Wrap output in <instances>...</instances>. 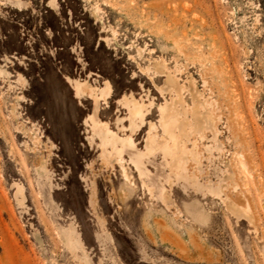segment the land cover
Masks as SVG:
<instances>
[{"label":"rangeland","instance_id":"obj_1","mask_svg":"<svg viewBox=\"0 0 264 264\" xmlns=\"http://www.w3.org/2000/svg\"><path fill=\"white\" fill-rule=\"evenodd\" d=\"M0 264H264V0H0Z\"/></svg>","mask_w":264,"mask_h":264},{"label":"bare ground","instance_id":"obj_2","mask_svg":"<svg viewBox=\"0 0 264 264\" xmlns=\"http://www.w3.org/2000/svg\"><path fill=\"white\" fill-rule=\"evenodd\" d=\"M161 64H163V62H161ZM160 64V62H158V64L156 63V64H154V65H156V67H157V70L159 71V70H162V65ZM167 81L169 82V84L171 85V86H173L174 87V85H175V83H174V81H173V79L170 77V75H167ZM165 81V80H164ZM176 82V81H175ZM104 85H106V89L108 90V89H111V86H110V84L108 83V82H105L104 83ZM80 86H81V83H76L75 84V86L73 87L74 88V90H75V94H76V96H82V94H81V88H80ZM191 86V85H190ZM177 87H178V85H177ZM180 87V86H179ZM189 87V86H188ZM107 93H109V95H110V93L111 92H109V90H108V92ZM108 95V94H107ZM108 95V96H109ZM101 96L100 95H98L97 94V99L98 98H100ZM123 101H124V105L127 107V110H128V117H129V120H130V125L131 126H133V127H131V128H134V118L137 116V114L139 113V112H141L140 111V106H142V105H140L138 102H137V100L136 99H134L133 97H125L124 99H123ZM143 107V106H142ZM166 108V106H163V107H161V110H162V112H163V122H162V126L164 127V128H168V126H169V119H170V113L168 112V110H166L165 109ZM171 109V108H170ZM142 110V109H141ZM196 114V113H195ZM172 118V117H171ZM173 120H175V119H173ZM96 126L94 125V122H93V127H92V129L94 130V128H95ZM125 129V128H124ZM174 129H175V127H174ZM134 130V129H133ZM100 131H102V129H100ZM149 138V137H148ZM117 142H120V144L121 145H126L127 146V144L128 145H130V146H133V142H132V138H131V136H128V137H126L125 139H120L119 137H116L115 135H113L112 133H111V131H109V130H107V129H104V133H103V135H102V137H101V143L102 144H105V145H109V144H111L112 145V143H117ZM156 142V141H155ZM155 142H154V144H155ZM145 143H148V142H145ZM150 145H151V143H149ZM147 145V144H146ZM151 147H152V149L154 148L153 147V145H151ZM144 148H146V146L144 147ZM154 150V149H153ZM162 151V150H161ZM123 160L121 159V161L120 162H122ZM130 164L132 165V167L134 168V164L135 165H138V163H137V161H134L133 159L132 160H130ZM123 167V166H122ZM124 168V167H123ZM141 169V168H140ZM124 170V169H123ZM122 170V171H123ZM142 170V169H141ZM143 171V170H142ZM144 172V171H143ZM123 173H124V171H123ZM124 176V175H123ZM127 176V175H126ZM127 180V179H126ZM128 184H131V182L129 181V178H128ZM130 182V183H129ZM230 205V204H229ZM234 206V205H233Z\"/></svg>","mask_w":264,"mask_h":264}]
</instances>
